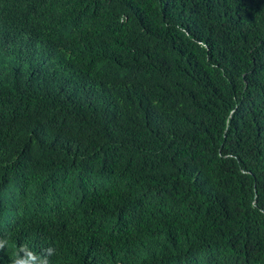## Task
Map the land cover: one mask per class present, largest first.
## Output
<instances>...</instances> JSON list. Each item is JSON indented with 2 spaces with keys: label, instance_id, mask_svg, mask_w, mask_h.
I'll return each instance as SVG.
<instances>
[{
  "label": "trees",
  "instance_id": "16d2710c",
  "mask_svg": "<svg viewBox=\"0 0 264 264\" xmlns=\"http://www.w3.org/2000/svg\"><path fill=\"white\" fill-rule=\"evenodd\" d=\"M0 264H264V0H0Z\"/></svg>",
  "mask_w": 264,
  "mask_h": 264
}]
</instances>
